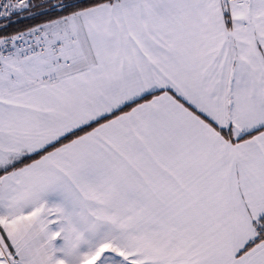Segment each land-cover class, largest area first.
I'll use <instances>...</instances> for the list:
<instances>
[{
    "label": "snow or ice",
    "instance_id": "obj_1",
    "mask_svg": "<svg viewBox=\"0 0 264 264\" xmlns=\"http://www.w3.org/2000/svg\"><path fill=\"white\" fill-rule=\"evenodd\" d=\"M0 264H264V0H0Z\"/></svg>",
    "mask_w": 264,
    "mask_h": 264
}]
</instances>
